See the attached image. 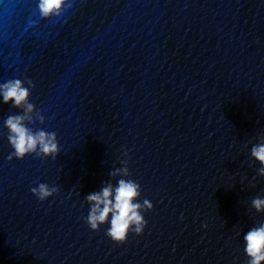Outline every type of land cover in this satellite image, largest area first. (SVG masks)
<instances>
[{
  "label": "water",
  "instance_id": "1",
  "mask_svg": "<svg viewBox=\"0 0 264 264\" xmlns=\"http://www.w3.org/2000/svg\"><path fill=\"white\" fill-rule=\"evenodd\" d=\"M69 4L42 17L39 0H0V84L23 81L25 125L59 145L55 159L8 160L5 122L25 107L0 95V264H248L244 236L264 224L251 154L264 143V0ZM121 179L140 185L147 224L118 244L108 223L90 229L86 198ZM39 183L58 191L40 201Z\"/></svg>",
  "mask_w": 264,
  "mask_h": 264
},
{
  "label": "clouds",
  "instance_id": "2",
  "mask_svg": "<svg viewBox=\"0 0 264 264\" xmlns=\"http://www.w3.org/2000/svg\"><path fill=\"white\" fill-rule=\"evenodd\" d=\"M66 4H69V0H39V13L42 17L60 16ZM32 86L34 87V85ZM0 95H2L5 104L11 101L14 107H25L24 115L10 116L5 122L10 133L8 140L14 149L9 154L8 160H11L13 156L23 159L30 153H35L37 156L50 155L55 159L59 152L56 133L45 130L33 132L25 125V120H32L28 114L32 112L34 106L28 102L30 92L23 86V81L13 79L0 84ZM39 118L43 122V117ZM251 154L264 165V143L253 146ZM119 171L117 170V172ZM259 171L261 175H264V167ZM123 172L127 175V169H124ZM139 189L140 185L136 182L121 179L115 189L109 184L101 192L89 194L86 199L90 203V210L86 223L90 229L95 231L101 224L108 223L110 226L106 235L118 244L124 243L130 232L141 235L147 221L140 212L142 205L135 202L140 195ZM57 191L58 189L50 187L47 183H39L37 187L31 188L32 194L40 201L46 200ZM252 204L257 211L264 209V199L256 198ZM143 206L151 208V204L147 200L143 202ZM244 240V250L249 257L248 264H261V261H264V224L248 231Z\"/></svg>",
  "mask_w": 264,
  "mask_h": 264
}]
</instances>
